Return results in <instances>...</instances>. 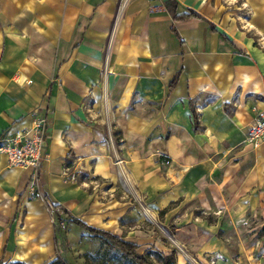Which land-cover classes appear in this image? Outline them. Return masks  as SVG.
<instances>
[{
	"label": "crops",
	"instance_id": "obj_1",
	"mask_svg": "<svg viewBox=\"0 0 264 264\" xmlns=\"http://www.w3.org/2000/svg\"><path fill=\"white\" fill-rule=\"evenodd\" d=\"M172 1L0 0V146L34 109L49 121L37 186L0 152V264L60 258L64 215L167 255L146 217L163 215L199 260L221 242L191 209L228 217L242 246L264 227V141L245 136L264 109V0Z\"/></svg>",
	"mask_w": 264,
	"mask_h": 264
},
{
	"label": "rangeland",
	"instance_id": "obj_2",
	"mask_svg": "<svg viewBox=\"0 0 264 264\" xmlns=\"http://www.w3.org/2000/svg\"><path fill=\"white\" fill-rule=\"evenodd\" d=\"M125 188L128 191L126 201L132 207L141 210L142 201L138 194L127 186ZM119 202L123 205L125 200H120ZM178 206V201L172 202L165 211H175ZM189 214L190 216H194L198 220V223L207 225L213 229L214 235L221 242L220 255L209 254V252H198L199 256L202 255L205 259L199 260L197 254H195V257L192 255L191 249L175 244L172 232L161 225L163 223V215L158 217L147 215L149 226L155 228L157 235L170 244L169 254L174 250L176 258L180 256L184 258V264H220L222 262H230L232 264H264V227L256 235L250 237L249 241L244 242V246H242L241 237L231 229L228 217L222 215L215 216L210 214V212L205 213L200 208L191 209ZM170 222H172L171 219ZM55 223L60 226L57 231L60 242L56 249V256L60 257L67 264H136L122 256L110 244L91 236L87 231L80 229L78 226L72 225L69 218L65 215ZM136 234L137 236L142 235V233L138 232ZM252 234L255 233L252 232ZM252 234L248 235L251 236ZM156 252L162 253L157 248L138 249V253L148 256L151 264H162Z\"/></svg>",
	"mask_w": 264,
	"mask_h": 264
},
{
	"label": "built area",
	"instance_id": "obj_3",
	"mask_svg": "<svg viewBox=\"0 0 264 264\" xmlns=\"http://www.w3.org/2000/svg\"><path fill=\"white\" fill-rule=\"evenodd\" d=\"M127 0H123V5ZM32 123L27 129L15 132L8 141L0 146V152L7 157L9 164L13 167L29 169L33 186H37L39 173L44 163L46 155V137L49 127V121L41 108H36L31 113ZM246 142L257 147L264 141V109L256 110L253 123L246 130ZM170 164L169 159H163L161 165ZM65 173L71 180H75V175L68 169ZM30 196L34 198L36 193L32 188Z\"/></svg>",
	"mask_w": 264,
	"mask_h": 264
},
{
	"label": "trees",
	"instance_id": "obj_4",
	"mask_svg": "<svg viewBox=\"0 0 264 264\" xmlns=\"http://www.w3.org/2000/svg\"><path fill=\"white\" fill-rule=\"evenodd\" d=\"M170 3H173V1L169 0V5H170ZM190 16L198 17L199 15L190 11L186 15L176 16V17H174V19L175 20H181V19H184V18H187ZM175 80H176V78L173 80L172 83H174ZM70 221L73 224H75L76 226H78L79 228L87 231L91 236L97 237V238L103 240L105 243L110 244L117 251H119L122 254V256H124L128 260H131V261L135 262L136 264H151L150 261L148 260V256L138 253V246L137 245L130 243V242H126V241L122 240L121 238H119L118 236H115V235L110 234L108 232L92 228V227L84 224L83 222H81L77 219L70 218ZM174 228L175 227H172V229L170 231L173 232ZM156 254L158 255V257L162 261V264H176V257H175V251L174 250H172L169 255H164V254L159 253V252H156ZM16 264H21V263H16ZM50 264H67V263L62 261L61 258H56Z\"/></svg>",
	"mask_w": 264,
	"mask_h": 264
}]
</instances>
